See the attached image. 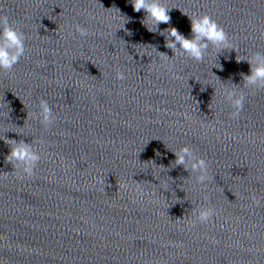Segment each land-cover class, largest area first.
Segmentation results:
<instances>
[{"label": "clouds", "instance_id": "obj_1", "mask_svg": "<svg viewBox=\"0 0 264 264\" xmlns=\"http://www.w3.org/2000/svg\"><path fill=\"white\" fill-rule=\"evenodd\" d=\"M133 11H144L145 16L141 23L148 28V31L158 29L159 24H169L171 17L169 12L170 8L160 3V0H129ZM191 25V38L185 37L177 28L170 27L165 29L167 36H165V47L172 50L173 56L182 54L187 59L201 63L205 59V53L211 45L218 54L228 51H235L227 32L224 28L214 20L207 13L199 15H188ZM151 24L153 27H149ZM76 31L81 36H87L88 30L85 27L77 26ZM128 35L132 33L125 30ZM161 35L164 33L161 32ZM26 35L25 33L14 26V22L10 21L7 15H0V70L11 72L14 66L20 61L21 57L26 52L25 47ZM179 46V49L177 48ZM159 57L162 61L167 62L172 57L166 53L160 52ZM241 59L237 58V62ZM250 74H241L244 81L245 88L264 89V54L255 52L254 60L249 59ZM219 67L221 65L219 64ZM117 80H125L126 75L123 71H117ZM218 78V77H217ZM219 79V78H218ZM224 99L234 109L232 118H239L241 111L244 108L246 96L243 91L235 88H225L223 92ZM38 118L46 129H49L56 117L53 114V109L45 99H40L38 102ZM5 143L9 145V152L5 156V162L13 165V171L17 179L24 177L31 178L35 175V168L41 159L39 152L34 151L31 144L26 143L24 140H9L4 138ZM159 154V153H157ZM175 156L174 164L184 166L185 171L197 173L196 182L201 185H206V182L212 179L209 175V163L204 158L195 155L194 150L185 145L179 148L178 151L173 153ZM190 162V168L187 166ZM163 167V166H162ZM5 173L3 178H7ZM217 215L214 208L201 206L195 214V219L189 222L188 227H195L197 222L200 224H208L212 221L213 216ZM0 239H6L0 236Z\"/></svg>", "mask_w": 264, "mask_h": 264}]
</instances>
